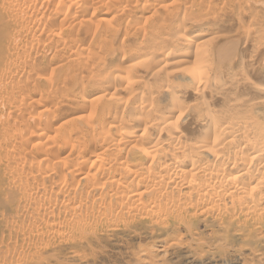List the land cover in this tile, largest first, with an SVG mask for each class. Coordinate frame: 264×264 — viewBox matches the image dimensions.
<instances>
[{
    "label": "bare ground",
    "instance_id": "obj_1",
    "mask_svg": "<svg viewBox=\"0 0 264 264\" xmlns=\"http://www.w3.org/2000/svg\"><path fill=\"white\" fill-rule=\"evenodd\" d=\"M257 37L264 0H0V264H264Z\"/></svg>",
    "mask_w": 264,
    "mask_h": 264
},
{
    "label": "rangeland",
    "instance_id": "obj_2",
    "mask_svg": "<svg viewBox=\"0 0 264 264\" xmlns=\"http://www.w3.org/2000/svg\"><path fill=\"white\" fill-rule=\"evenodd\" d=\"M82 32H80L79 34V37L80 38H83V33L81 34ZM88 41H89V39H87V42H86V44L88 43ZM263 41V39H258V37L257 38H254V40L252 41L251 40V43H253L254 44V46H253V48H247V50H245V51H243V53H242V58L244 59V60H249L250 58L252 59V61L254 62V63H256L257 61H259L260 60V58L262 59L263 58V56H264V50L262 51V47H264V44L263 43H260V42H262ZM119 43H120V39H119V41H118ZM257 44V45H256ZM117 45H118V43H117ZM253 49V50H252ZM248 50H250V51H248ZM247 51V52H246ZM253 51V52H252ZM250 52V53H249ZM121 54H120V52L119 51H115V52H113V56H112V58H111V61H110V63L111 64H113L114 66L117 64H127L128 63V61L129 60H126L125 61V63L124 62H122L121 61V56H120ZM248 56V57H247ZM250 57V58H249ZM256 57H257V59H256ZM58 59H59V57L57 58V60L56 61H58ZM250 59V60H251ZM255 60V61H254ZM257 60V61H256ZM56 61L55 60H53V62L52 63H56ZM51 63V64H52ZM116 63V64H115ZM47 71H49V70H47ZM23 107H25V106H23ZM26 109H28V107H25ZM25 108H24V110H25ZM59 121V117H57L54 121H52L51 123H57ZM67 150H65L62 154H65V153H67L66 152ZM61 154V155H62ZM145 240H143L142 242H141V245H143L142 247H141V249H143V248H145V252L147 251V253H146V256L150 259L149 260V264L151 263V264H180V263H176V262H174V261H171V260H169V256H168V249L167 248H165V247H167L166 245H165V243L163 242V241H153V243H151V242H147V241H145ZM164 245V246H163ZM149 246V247H148ZM165 248V249H167V251L163 248V247ZM151 251V252H150ZM165 252V253H164ZM244 254H248V250H244ZM111 261V262H110ZM154 261V262H153ZM200 261V260H199ZM114 262V263H113ZM153 262V263H152ZM122 264L119 260H118V258H116V257H113V256H111V257H109V264ZM132 263L133 264H135V262L134 261H132ZM98 264V263H97ZM140 264V263H139ZM193 264H195V263H193Z\"/></svg>",
    "mask_w": 264,
    "mask_h": 264
}]
</instances>
